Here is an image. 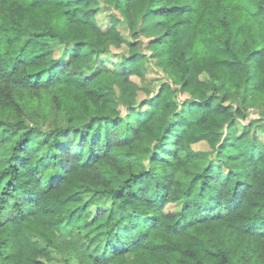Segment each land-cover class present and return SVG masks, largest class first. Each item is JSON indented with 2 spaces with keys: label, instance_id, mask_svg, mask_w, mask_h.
<instances>
[{
  "label": "trees",
  "instance_id": "16d2710c",
  "mask_svg": "<svg viewBox=\"0 0 264 264\" xmlns=\"http://www.w3.org/2000/svg\"><path fill=\"white\" fill-rule=\"evenodd\" d=\"M134 1L0 0V264H264V0Z\"/></svg>",
  "mask_w": 264,
  "mask_h": 264
},
{
  "label": "rangeland",
  "instance_id": "374dc122",
  "mask_svg": "<svg viewBox=\"0 0 264 264\" xmlns=\"http://www.w3.org/2000/svg\"><path fill=\"white\" fill-rule=\"evenodd\" d=\"M132 11H133V17L134 20L136 21V26L134 32H130L125 36V40L127 42H137L139 45L140 52L145 53L148 55V50L146 49L147 43L150 41V39L153 38L154 31L151 29L152 21L153 19L151 18L152 16L148 15V10L147 7H145L139 0H136L132 4ZM149 17V18H147ZM152 30V31H151ZM149 66H152L151 62L148 60H143L139 68L140 70L144 71L146 70ZM133 81L139 84L140 86L143 85H149L151 89H155L157 85L159 84V80L165 79V75L157 70L153 69V71H149L147 75L145 76V81H141V79L137 76L132 77ZM146 95L144 93H141V98H145ZM141 114L144 116L148 115L151 112V108L146 106L144 108H140L139 111ZM261 112L260 110L255 107V106H247L246 108V119L243 122V125H247L249 121L257 120L260 119ZM264 124V121L262 122V125ZM264 138V136H263ZM196 150H203V152H208L205 153L204 156L208 159L214 158V153L210 151V147L205 144V143H199L194 146ZM180 208L179 205H170L168 207L169 211H177ZM88 245V244H87ZM90 246V245H89ZM92 248H95V245H92ZM235 248L239 249L237 245H235ZM54 260L53 264H59V260L61 259V255H59L56 252H53L52 254ZM72 264H76L75 261L72 262Z\"/></svg>",
  "mask_w": 264,
  "mask_h": 264
}]
</instances>
